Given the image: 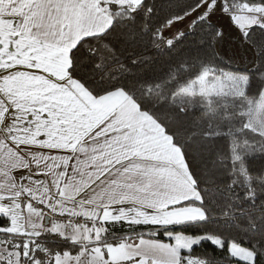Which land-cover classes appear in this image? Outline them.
I'll return each mask as SVG.
<instances>
[{
	"label": "snow or ice",
	"instance_id": "6c2138e0",
	"mask_svg": "<svg viewBox=\"0 0 264 264\" xmlns=\"http://www.w3.org/2000/svg\"><path fill=\"white\" fill-rule=\"evenodd\" d=\"M0 264H264V0H0Z\"/></svg>",
	"mask_w": 264,
	"mask_h": 264
}]
</instances>
